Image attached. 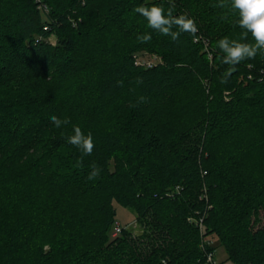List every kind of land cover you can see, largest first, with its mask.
<instances>
[{"label": "trees", "instance_id": "1", "mask_svg": "<svg viewBox=\"0 0 264 264\" xmlns=\"http://www.w3.org/2000/svg\"><path fill=\"white\" fill-rule=\"evenodd\" d=\"M139 4L195 31L171 40ZM235 19L230 0H0V264H209L206 235L264 264V50L221 62L220 38L252 41ZM115 202L140 232L113 235Z\"/></svg>", "mask_w": 264, "mask_h": 264}, {"label": "clouds", "instance_id": "2", "mask_svg": "<svg viewBox=\"0 0 264 264\" xmlns=\"http://www.w3.org/2000/svg\"><path fill=\"white\" fill-rule=\"evenodd\" d=\"M230 9L235 13L234 23L242 30L241 36L250 33L252 41L232 39L224 36L217 41L216 46L223 53L221 62L230 66L236 65L244 59L254 57L258 51L264 50V0H230ZM135 12L145 18L147 25L162 35L176 40L182 32H194L195 25L192 18L186 14L173 15L171 10L165 11L159 4H139ZM175 26V30H173ZM142 41L151 39V34L145 32L138 36ZM53 126L59 128L62 123L55 115L49 117ZM68 144L75 146L83 154H89L93 149L91 134H85L78 126H73L71 134L65 137ZM97 169L92 168L90 175H96Z\"/></svg>", "mask_w": 264, "mask_h": 264}, {"label": "rangeland", "instance_id": "3", "mask_svg": "<svg viewBox=\"0 0 264 264\" xmlns=\"http://www.w3.org/2000/svg\"><path fill=\"white\" fill-rule=\"evenodd\" d=\"M158 56L150 54L146 51H140L137 54V60L142 64L154 63L158 60ZM116 206V223H120L123 227L132 228L134 233L140 232V227L136 221V212L131 207H124L115 202ZM216 243V242H215ZM218 242L216 243V245ZM215 259L219 264H240L237 261L228 258V253L223 245L218 244L214 252Z\"/></svg>", "mask_w": 264, "mask_h": 264}, {"label": "built area", "instance_id": "4", "mask_svg": "<svg viewBox=\"0 0 264 264\" xmlns=\"http://www.w3.org/2000/svg\"><path fill=\"white\" fill-rule=\"evenodd\" d=\"M138 63H141V62L138 61ZM147 65H151V63H148ZM196 224L199 225L200 229H203L202 218H200L196 222ZM122 228H123V226L120 223H116L114 226L113 235H116L117 233H119ZM201 232L203 234V230ZM214 242H215V240L212 236H210V235L203 236V241H202L201 245L205 250L206 260H207V263H209V264H219L217 262V260L215 259V256H214L215 250H207V247H206V245H213Z\"/></svg>", "mask_w": 264, "mask_h": 264}]
</instances>
